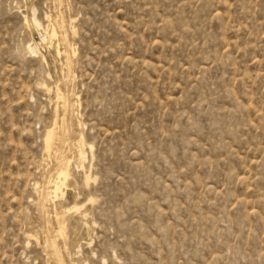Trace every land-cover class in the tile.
Masks as SVG:
<instances>
[{
  "label": "rangeland",
  "instance_id": "374dc122",
  "mask_svg": "<svg viewBox=\"0 0 264 264\" xmlns=\"http://www.w3.org/2000/svg\"><path fill=\"white\" fill-rule=\"evenodd\" d=\"M74 263L264 264V0H0V264Z\"/></svg>",
  "mask_w": 264,
  "mask_h": 264
},
{
  "label": "bare ground",
  "instance_id": "6f19581e",
  "mask_svg": "<svg viewBox=\"0 0 264 264\" xmlns=\"http://www.w3.org/2000/svg\"><path fill=\"white\" fill-rule=\"evenodd\" d=\"M58 18V17H57ZM26 20L28 21V19L26 18ZM52 21V20H51ZM34 24H36V25H38V26H41V24L39 23V21L37 20V19H34ZM72 24V23H71ZM58 27H59V25H58ZM72 27V26H71ZM51 30V29H50ZM71 30H73V29H71ZM69 31V30H68ZM68 33V32H67ZM53 37H56V35H57V32L55 31V29H54V32H53ZM48 36V35H47ZM59 36V35H58ZM64 36V35H63ZM63 43V42H62ZM63 47H64V45H63ZM28 50L29 51H31V52H35V50H34V48L32 47V45L31 44H29L28 45ZM64 50H65V48H64ZM63 50V51H64ZM62 51L60 50V49H58V53L59 54H62L61 53ZM65 54H66V52H65ZM65 54H63V55H65ZM72 54V53H71ZM64 57H66V56H64ZM64 61H66V60H64ZM66 68H67V66H66ZM67 70V69H66ZM67 76H68V74H67ZM67 79H69V78H67ZM60 91V90H59ZM61 92V91H60ZM63 93V92H62ZM57 94H59V93H57ZM65 94V93H64ZM76 95V94H75ZM59 96V95H58ZM70 96V95H69ZM59 99L61 100V103H62V106L64 107V108H67V107H69L68 105H69V103H68V101H66V99H65V95L63 96V97H59ZM59 100V101H60ZM74 101V100H73ZM60 103H58V105H59ZM61 106V107H62ZM62 107V108H63ZM69 110V109H68ZM63 112V111H62ZM64 113H66V112H64ZM64 115V114H63ZM68 115V114H67ZM67 115H66V117H67ZM63 118V117H62ZM68 118V117H67ZM67 120V119H66ZM62 121V120H61ZM58 123V122H57ZM60 127V126H59ZM58 127V128H59ZM62 127V126H61ZM60 129V128H59ZM60 134H61V132H60ZM60 134H59V132L57 131V129H56V126L55 127H53V128H51L50 130H48L47 132H46V134H45V139H44V147H45V150L48 152V153H50V152H54L55 154L56 153H58L59 152V146L60 145H58V141H60ZM64 138V137H63ZM79 140H81V141H79ZM78 141L80 142V144H82L83 143V141H84V138L82 137V139H79ZM78 143V142H77ZM80 144H79V146H80ZM78 145V144H77ZM81 147H83V146H81ZM80 148V147H79ZM84 150L83 149H81L80 150V156H83L84 155ZM77 155V154H76ZM57 156H58V154H57ZM60 156V155H59ZM72 157V156H71ZM75 157V156H74ZM68 158V157H67ZM80 158V157H79ZM84 158V157H83ZM82 158V159H83ZM57 159V158H56ZM81 160V159H80ZM68 161V160H67ZM83 161V160H82ZM67 163V162H66ZM70 175V168H69V165L68 164H65L64 166H63V168H62V170L60 171V173H59V175H58V180H61V179H64V181L62 182V185L63 184H66L67 182V178H68V176ZM54 182H56L55 183V196H58L60 193V191L61 192H63L62 191V189H61V186L58 184V182H57V180H55ZM52 183V182H51ZM64 186V185H63ZM54 188V187H53ZM64 189V188H63ZM46 190V189H45ZM52 191H53V189H52ZM51 191V192H52ZM39 193V192H38ZM47 193V192H46ZM53 195V194H52ZM50 197V196H49ZM56 215H57V221H58V223H59V234H64L65 233V226L62 224V221H61V218H60V215H59V213H57L56 212ZM58 235V233L55 235L56 236V239H57V237L59 236H57ZM53 239V238H52ZM46 241H48V240H46ZM57 241V240H56ZM48 243V242H47ZM52 243V242H51ZM46 247V246H45ZM53 248V247H52ZM63 256V255H62ZM74 264H76V263H74Z\"/></svg>",
  "mask_w": 264,
  "mask_h": 264
}]
</instances>
